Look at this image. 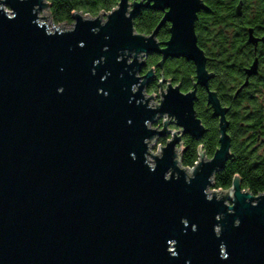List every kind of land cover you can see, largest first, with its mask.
<instances>
[{"label":"water","instance_id":"95a60500","mask_svg":"<svg viewBox=\"0 0 264 264\" xmlns=\"http://www.w3.org/2000/svg\"><path fill=\"white\" fill-rule=\"evenodd\" d=\"M48 9L47 0H0V264H264V192L254 196L234 176L229 189L207 193L231 138L196 43L203 2L118 0L96 17L73 14L69 28L55 27ZM141 9L164 11L149 35L134 28ZM167 22L160 49L155 35ZM154 53L192 61L193 91L170 82L162 90L161 79L160 102L150 105L154 68L141 73ZM256 73L255 58L241 87ZM197 85L219 138L213 156L199 147L189 168L182 138L206 131ZM160 116L162 130L152 128Z\"/></svg>","mask_w":264,"mask_h":264},{"label":"trees","instance_id":"16d2710c","mask_svg":"<svg viewBox=\"0 0 264 264\" xmlns=\"http://www.w3.org/2000/svg\"><path fill=\"white\" fill-rule=\"evenodd\" d=\"M52 4L50 14L52 20L59 23L72 22V8L82 9L84 13L96 17L100 12H110L117 6L118 0H47ZM209 7L205 19V38L202 41L206 55L209 58H217V63H207V69L214 74L209 82V87L218 94L222 106H229L226 118L229 120L228 133L234 132L232 119L231 97L238 81L242 78V68L247 66L251 59V51L247 44L248 30L256 29V26L264 23V0H242L240 16L237 15L236 7L241 0H204ZM88 6V7H86ZM85 7V9H83ZM255 10L250 13L249 10ZM156 12L150 9H141L134 18V28L138 33L149 35L157 23ZM154 54L146 59V67L142 74L154 68ZM177 72H169L166 77L171 78L174 84H181V89H191V77L193 67L184 61L175 62ZM237 67V70L235 68ZM238 68L240 69L238 71ZM237 71V72H236ZM180 73V74H179ZM184 75V78L182 77ZM154 81L147 88L151 93L156 89ZM195 110L201 120L205 133L196 139L189 135L182 138L184 152L181 155V163L184 167H193L198 158V148L201 147L207 158H211L218 147V119L212 116L211 109L205 105L206 93L204 89L198 88ZM232 138V137H231ZM161 143L165 144V138ZM247 143L236 147L231 143V157L226 161L222 170L213 177L214 189H229L234 176L241 179L243 190L249 191L254 196L264 192V155H257L246 149Z\"/></svg>","mask_w":264,"mask_h":264},{"label":"flooded vegetation","instance_id":"af4514ba","mask_svg":"<svg viewBox=\"0 0 264 264\" xmlns=\"http://www.w3.org/2000/svg\"><path fill=\"white\" fill-rule=\"evenodd\" d=\"M201 1L203 2V4L206 6L207 9L200 10L199 12H197L196 19L194 21V33L196 36V43L198 47L204 52V55L206 57L205 68L208 71V73L211 74V77L208 81V86H209V82L214 77V74L207 69L206 65L207 63H217L218 59L209 58L206 55L204 46H202V41L203 42L206 41L205 19L208 16L204 14H207L209 12V7L207 6L204 0H201ZM239 2H241L239 13L237 12V7H236V12L238 16H240L241 8L243 6L242 0ZM239 2L237 6L239 5ZM48 3H49L48 10L50 14V9L52 7V4L50 2ZM83 9H85V7H83ZM154 11L156 12V15H155L156 19H158L154 27L155 29L163 17L164 11H158V10H154ZM254 11L255 10H252V9L249 10L250 13H253ZM76 13L90 15L88 12L84 13L82 9H79L77 7L72 8L71 16H73V14H76ZM72 22L70 23L72 24ZM63 23H66V22H63ZM170 27H171V24L168 22L163 24L155 35V39L160 49L164 48L165 46L164 43L167 42L171 37ZM250 29L252 30L253 37L258 39V41L255 44L250 43L247 37V44L249 45V48L251 51V59L248 65L242 68V78H240L241 80L238 81L237 86L234 88L232 92V97H231V105L233 108L232 109V119H233V127L234 126L235 127H234L233 134L231 136L229 133L228 134L230 138L232 137L231 143L234 142L237 148L238 147L242 148V143H247V145L245 146L246 149H249V151L255 152V154L257 155H264V41L261 40L262 38H264V23L257 25L255 30L253 28H250ZM255 58L257 59V73L248 78V83L246 86L241 87L246 80L245 69L248 68L252 64ZM154 60L156 61L154 65V84H156L157 86L156 89L158 88L159 80L164 79L172 83L173 86L179 85L180 91L184 94L193 91L194 83H195V65L192 61L187 60L182 57H168L162 61V56L158 53H154ZM177 61H184L185 64H188V66L190 65V67H193L192 70L194 73L191 74L193 75L191 77L192 86H191V89L187 91H184L181 89V84H174L172 77L171 78L166 77V74L169 72H173V73L177 72V69L174 66L175 62ZM235 70H237V67L235 68ZM239 70L240 69L238 68V71ZM182 77L184 78V75H182ZM201 87L202 86L200 85H197L195 87L196 99L194 100V109H195V103L198 98L197 96L198 88H201ZM202 88L204 89L206 93L205 105H207L211 109L210 105L207 104V90L204 87ZM211 91H214V90H211ZM217 97H218V94H217ZM222 107L227 108V112L230 109L229 106L228 107L222 106ZM211 112H212V109H211ZM196 116H197V113H196ZM227 121L228 123H230L229 120ZM182 148L184 147L182 146Z\"/></svg>","mask_w":264,"mask_h":264},{"label":"rangeland","instance_id":"374dc122","mask_svg":"<svg viewBox=\"0 0 264 264\" xmlns=\"http://www.w3.org/2000/svg\"><path fill=\"white\" fill-rule=\"evenodd\" d=\"M4 8L6 9V10H8L9 11V9H8V7H6V6H4ZM106 13V12H105ZM83 15V17H85L86 15H88V14H82ZM38 16H42V10L41 11H39V13H38ZM89 17H92V16H90V15H88ZM40 22H43V19L42 18H39V23ZM52 23H53V25L56 27L58 24L57 23H55L53 20H52ZM72 24H73V22H72ZM72 24L71 23H66V25H65V28H69V27H71L72 26ZM48 28H49V31L50 32H53V29H52V25H51V22L50 21H48ZM47 28V29H48ZM147 59V58H146ZM145 59V60H146ZM142 74V73H141ZM154 81V78L150 81V82H148L147 84H146V87H145V96L146 97H150L151 95H154V97L151 99V101H150V105H156V104H159V102H160V99H161V96H160V93H159V87L156 89V90H153L151 93H148L147 92V88H148V86H149V84L151 83V82H153ZM161 80H159V82H160ZM159 82H158V84H159ZM169 82L167 81V80H163L162 81V83H161V89L162 90H165L166 89V86H167V84H168ZM165 120H167V117L166 116H160V118L156 121V122H153L152 124H151V127L152 128H157L158 130H162V124H163V122L165 121ZM172 121H173V119H172ZM160 122V123H159ZM160 124V127H157V124ZM169 129L170 130H178V128L177 127H175L173 124H170L169 125ZM169 135H171L170 133L167 135V137H163V138H165V140H166V142H167V140H170V137H169ZM161 139L162 138H159V139H157V141L156 142H152L151 144H150V153L151 154H158L159 153V151H160V147L161 146H164L165 144H163V143H161L160 141H161ZM165 142V143H166ZM177 148H179V145H177ZM180 148H181V146H180ZM148 159H149V161L150 162H153V158L151 157V156H149L148 157ZM214 191H216V189H214V188H212L211 186L209 187V189H208V191H207V193H208V196L209 197H212V195L210 194V193H213ZM217 198H219V196H216ZM226 204H228V205H231V203L228 201V200H226Z\"/></svg>","mask_w":264,"mask_h":264},{"label":"built area","instance_id":"2783aa9c","mask_svg":"<svg viewBox=\"0 0 264 264\" xmlns=\"http://www.w3.org/2000/svg\"><path fill=\"white\" fill-rule=\"evenodd\" d=\"M159 123H160V122H159ZM159 123L157 124V127H160V124H159ZM169 137H170V136H169ZM181 148H182V145H181Z\"/></svg>","mask_w":264,"mask_h":264},{"label":"bare ground","instance_id":"6f19581e","mask_svg":"<svg viewBox=\"0 0 264 264\" xmlns=\"http://www.w3.org/2000/svg\"><path fill=\"white\" fill-rule=\"evenodd\" d=\"M228 193H229V194H231V193H232V191L230 190V191H228Z\"/></svg>","mask_w":264,"mask_h":264}]
</instances>
